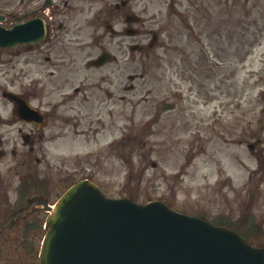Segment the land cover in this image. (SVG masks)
I'll return each mask as SVG.
<instances>
[{
	"label": "rangeland",
	"instance_id": "obj_1",
	"mask_svg": "<svg viewBox=\"0 0 264 264\" xmlns=\"http://www.w3.org/2000/svg\"><path fill=\"white\" fill-rule=\"evenodd\" d=\"M125 11L141 19L135 37L112 38L103 16L80 33L88 58L106 49L121 72L86 71L85 84L107 76L104 123L87 142L74 140L68 163L109 197L160 200L264 246V0H132ZM131 44L145 49L132 53ZM7 67L6 90L31 79L19 62Z\"/></svg>",
	"mask_w": 264,
	"mask_h": 264
},
{
	"label": "flooded vegetation",
	"instance_id": "obj_2",
	"mask_svg": "<svg viewBox=\"0 0 264 264\" xmlns=\"http://www.w3.org/2000/svg\"><path fill=\"white\" fill-rule=\"evenodd\" d=\"M127 2L0 0V28L25 25L29 32L43 33L34 43L0 48V264H39L38 250L49 209L70 184L85 175L75 174L76 169L68 163V151L77 142L74 140L86 137L87 142L90 133L98 134L107 94L105 87L100 90L99 82L92 86L99 90L98 96L84 88L89 86L85 84L86 71H103L116 65V59L91 68L90 59L83 56L79 33L90 25V13L95 26L100 15H108L106 25L112 36L121 33ZM86 12L89 20L84 18ZM6 52L8 69L14 68L11 58L17 55L20 72L31 78L15 91L32 103L31 121L16 114L14 105L3 96ZM77 79L80 84L72 86ZM88 157L89 152L83 154L86 162ZM60 162L67 166L61 177L53 172Z\"/></svg>",
	"mask_w": 264,
	"mask_h": 264
},
{
	"label": "water",
	"instance_id": "obj_3",
	"mask_svg": "<svg viewBox=\"0 0 264 264\" xmlns=\"http://www.w3.org/2000/svg\"><path fill=\"white\" fill-rule=\"evenodd\" d=\"M6 45L0 32V46ZM50 212L40 264H264V248L235 230L158 200L106 198L89 181L73 185Z\"/></svg>",
	"mask_w": 264,
	"mask_h": 264
}]
</instances>
